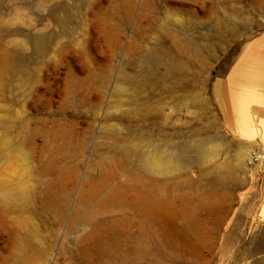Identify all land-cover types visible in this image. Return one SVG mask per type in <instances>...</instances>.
Listing matches in <instances>:
<instances>
[{
	"label": "rangeland",
	"instance_id": "1",
	"mask_svg": "<svg viewBox=\"0 0 264 264\" xmlns=\"http://www.w3.org/2000/svg\"><path fill=\"white\" fill-rule=\"evenodd\" d=\"M263 55L264 0H0V264H264Z\"/></svg>",
	"mask_w": 264,
	"mask_h": 264
},
{
	"label": "bare ground",
	"instance_id": "2",
	"mask_svg": "<svg viewBox=\"0 0 264 264\" xmlns=\"http://www.w3.org/2000/svg\"><path fill=\"white\" fill-rule=\"evenodd\" d=\"M117 10H118V7H114V11H117ZM186 47H189L194 55H197L199 50H200V45L198 43H196V42L191 41V40H184V41L177 42L175 44V48L178 49V50H183ZM249 50H248V52L246 51L242 55L240 60L238 61V64H237V67H236L237 71L240 72L241 70H243L245 72H250V69H252V68H250V66H252L253 64L251 65V64L248 63L249 60H250V56H249L250 52H249ZM155 54H156V58H157V60L159 62V65H161L160 67H162L161 68L162 71H159V77L160 78L161 77H166V76H169V75L180 74V73H181V75H185L184 73L187 71L186 70L187 68H186L185 63L181 59L172 56V54L169 51L164 50V49L158 50ZM258 59H260V58H258ZM257 62H258V60H257ZM247 63H248V65H247ZM140 73L143 76H145V75L149 76V75H151V70L149 68H146ZM261 74H262V72H261ZM229 89H230L231 101H232L231 102V106H232L233 110L237 114H239L240 113L239 110L240 109L242 110L241 107H242V105H244V104H242V101H241L243 99L242 96L238 95L241 92V89L239 90V88H237L238 91H239L238 94L236 93L237 95L234 93V91H231V87ZM237 89L235 90L233 88V90H235V91H237ZM245 90L243 91V94L245 96H247L248 93L245 94L244 93ZM250 90H252V89H250ZM260 91L258 92V95H259ZM250 92H253V91H250ZM262 92L264 93V90H262ZM241 94H242V92H241ZM250 94L251 93H249V96H250L249 99L252 98L251 97L252 94L251 95ZM258 95H257V97H258ZM261 95H259V96H261ZM259 101H260V99H259ZM246 105L248 106V104H246ZM260 105H261V103H260ZM243 107H245V105ZM239 119H240V117H239ZM236 121H237V119H236ZM239 122H237V125L240 128V131L246 132L248 129H247V127L245 128L244 125L248 126L249 124H247L246 121L245 122L243 121L244 123H241L242 121L240 123ZM182 148H184L185 150L187 149V151L188 150L195 151V153L198 154L197 159L194 160V161L192 160V161L186 162V160L185 161L180 160L177 155H175V154H173L171 152H165V153H158V154H147L146 156H144L142 158V165L146 169L154 170V171H158V172H162V173L166 174V173H168V172H170L172 170H177V169H180L182 167L188 166L190 164H197V163H199L201 161L200 158L203 155H205V154H202V149H203L202 141H197V142H193V143L183 144L181 146V149ZM251 160L252 159L250 157L248 159V161H247L248 165H249V163H251ZM156 205H157L158 210H159L160 219L163 221V223H164V225L166 227L165 229L169 230L170 226L172 225L171 216H170L171 208H170L169 203H167V201H159ZM124 227H125V221H123V220H121L118 223L109 224L108 226H106L103 229H101L94 236V238L92 240V246H95L101 240H103V241H113V242L118 241L120 238L125 236Z\"/></svg>",
	"mask_w": 264,
	"mask_h": 264
},
{
	"label": "water",
	"instance_id": "3",
	"mask_svg": "<svg viewBox=\"0 0 264 264\" xmlns=\"http://www.w3.org/2000/svg\"><path fill=\"white\" fill-rule=\"evenodd\" d=\"M230 214L228 213L224 220L217 226L218 234L221 232L222 228L225 226L226 222L228 221Z\"/></svg>",
	"mask_w": 264,
	"mask_h": 264
},
{
	"label": "built area",
	"instance_id": "4",
	"mask_svg": "<svg viewBox=\"0 0 264 264\" xmlns=\"http://www.w3.org/2000/svg\"><path fill=\"white\" fill-rule=\"evenodd\" d=\"M258 160V157H254L252 161H257Z\"/></svg>",
	"mask_w": 264,
	"mask_h": 264
},
{
	"label": "crops",
	"instance_id": "5",
	"mask_svg": "<svg viewBox=\"0 0 264 264\" xmlns=\"http://www.w3.org/2000/svg\"><path fill=\"white\" fill-rule=\"evenodd\" d=\"M253 89V88H252ZM253 97V96H252Z\"/></svg>",
	"mask_w": 264,
	"mask_h": 264
}]
</instances>
